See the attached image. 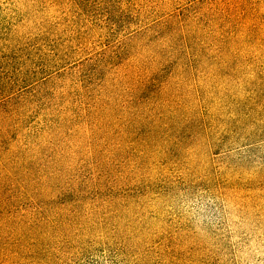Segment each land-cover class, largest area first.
<instances>
[{
	"label": "rangeland",
	"instance_id": "obj_1",
	"mask_svg": "<svg viewBox=\"0 0 264 264\" xmlns=\"http://www.w3.org/2000/svg\"><path fill=\"white\" fill-rule=\"evenodd\" d=\"M182 1L0 0V119L40 129L21 165L56 212L5 260L264 264V0ZM186 4L206 37L117 46Z\"/></svg>",
	"mask_w": 264,
	"mask_h": 264
},
{
	"label": "trees",
	"instance_id": "obj_2",
	"mask_svg": "<svg viewBox=\"0 0 264 264\" xmlns=\"http://www.w3.org/2000/svg\"><path fill=\"white\" fill-rule=\"evenodd\" d=\"M177 1L179 3L183 2L182 0ZM194 6L195 4H186L178 13L172 11L160 19L157 18L158 20L153 23L137 29L135 35L117 46H130L143 36L148 37L149 42L156 43V46H175L177 41L184 43V40L189 41L191 38L195 40L198 36L206 37L202 36L203 31L200 28L201 23L206 26V22L200 16L199 11L193 9ZM225 23L224 21H219V27L225 25ZM236 36L238 35L223 33L224 40L226 38H236ZM224 40H220L217 37L215 42L217 44H213L212 46H222L225 43ZM120 50H112L110 54L105 52L98 54L88 60L86 64L95 68H99L103 64H111L114 60L119 59ZM227 50L232 51L233 46H227ZM105 56L107 57L103 59ZM223 60L225 61V57ZM78 69L82 70V67ZM124 69L127 76L130 70L127 67ZM11 112L13 113L11 114ZM11 112L8 116L0 119V124L4 126L2 133L7 134L10 132L11 135L10 141L6 144L7 147L0 151V170L6 171L5 163H8L10 171L8 172L10 175L8 184L0 192V256L3 255L0 258L4 259L7 257L13 260V257L17 256L19 251L29 253L32 245L24 243L38 229V224L44 226L49 220L54 218L51 214H56V212L52 213L47 207H43L42 204L37 203L35 191L41 190L44 194H48L47 188L44 185L36 183L37 177L31 174L32 168L22 167L21 165L23 157L26 155V152L30 151L31 147H33L32 145L39 147L36 138L40 135V129L35 131L32 140L26 138L21 121L17 120L13 122V120L19 116L25 117L28 111L24 110L20 112L14 110ZM31 155L34 154L31 153ZM33 168L37 172H41L46 168V165L43 164L41 168V165L38 163ZM44 215H46V218ZM20 256L27 259L24 255ZM5 262L11 264L9 260H5Z\"/></svg>",
	"mask_w": 264,
	"mask_h": 264
}]
</instances>
